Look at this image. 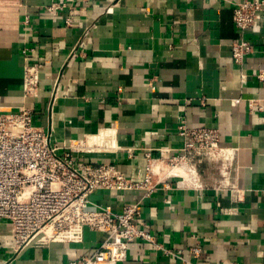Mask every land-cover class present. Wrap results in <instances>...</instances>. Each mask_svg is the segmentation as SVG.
<instances>
[{
    "label": "crops",
    "instance_id": "0c3cea01",
    "mask_svg": "<svg viewBox=\"0 0 264 264\" xmlns=\"http://www.w3.org/2000/svg\"><path fill=\"white\" fill-rule=\"evenodd\" d=\"M240 1L0 0V111L32 108L34 125L52 143L109 132L116 149L84 157L132 178L145 172L146 149L184 145L183 123L218 129L223 148L254 156L241 182L236 161L228 182L203 168L202 188L151 198L95 192L94 205L116 212L142 200L139 226L155 244L134 241L121 264H264V12L255 28L241 31L233 22ZM60 3L66 6L50 10ZM240 38L252 45L242 65L232 56ZM37 61L44 63L39 97L25 100L24 66ZM232 186L241 192L236 201ZM103 238L85 230L80 243L15 253L10 225L0 221V264H71L92 256Z\"/></svg>",
    "mask_w": 264,
    "mask_h": 264
},
{
    "label": "built area",
    "instance_id": "2783aa9c",
    "mask_svg": "<svg viewBox=\"0 0 264 264\" xmlns=\"http://www.w3.org/2000/svg\"><path fill=\"white\" fill-rule=\"evenodd\" d=\"M64 6L54 4L50 10ZM263 12V2L242 0L234 9L233 22L241 31L253 29ZM251 52L252 45L245 38L232 42L236 64L242 65ZM43 68L41 61L24 66L25 100L39 97ZM258 78L264 80V72ZM59 85L60 78L54 84V100ZM34 120L35 111L30 107L12 113L0 111V221L10 225L11 249L15 253L31 245L80 243L85 230L104 237L92 256L81 257L71 264H121L127 260L129 246L134 241L155 244V238L139 226L142 200L116 212L111 206L94 205L91 196L95 192L138 190L144 192V198H151L161 190L202 188L206 186L202 182L203 168L216 170L229 151L221 146L218 129L188 128L183 123L179 134L184 145L161 147L157 153L146 149L145 172L139 178H132L114 164L84 157L114 151L111 133L105 132L100 140L94 136L52 143L51 134L34 125ZM127 152L132 155V149ZM231 191L232 199L238 200L240 190L232 186ZM164 252L176 256L170 250ZM195 254L200 255L198 248Z\"/></svg>",
    "mask_w": 264,
    "mask_h": 264
},
{
    "label": "bare ground",
    "instance_id": "6f19581e",
    "mask_svg": "<svg viewBox=\"0 0 264 264\" xmlns=\"http://www.w3.org/2000/svg\"><path fill=\"white\" fill-rule=\"evenodd\" d=\"M103 138H104L103 133L99 136L96 135L94 137V139L97 140ZM236 161H237V166H236L237 180L241 182L247 179L248 172L250 171L252 164L254 162V156L249 152V150H243L238 154L236 153V151L229 150L227 153L223 155V157L219 161L220 162L219 165L217 166V168H215L216 171H218L217 173L220 175L221 180L223 182L229 181L231 168L233 166V163Z\"/></svg>",
    "mask_w": 264,
    "mask_h": 264
},
{
    "label": "rangeland",
    "instance_id": "374dc122",
    "mask_svg": "<svg viewBox=\"0 0 264 264\" xmlns=\"http://www.w3.org/2000/svg\"><path fill=\"white\" fill-rule=\"evenodd\" d=\"M202 182H205V179H203Z\"/></svg>",
    "mask_w": 264,
    "mask_h": 264
}]
</instances>
